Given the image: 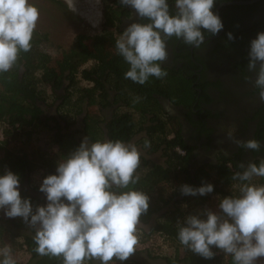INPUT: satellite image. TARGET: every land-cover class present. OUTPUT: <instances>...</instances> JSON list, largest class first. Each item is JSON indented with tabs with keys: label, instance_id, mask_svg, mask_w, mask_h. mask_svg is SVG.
<instances>
[{
	"label": "clouds",
	"instance_id": "clouds-1",
	"mask_svg": "<svg viewBox=\"0 0 264 264\" xmlns=\"http://www.w3.org/2000/svg\"><path fill=\"white\" fill-rule=\"evenodd\" d=\"M216 2L119 0L139 17L115 42L116 53L128 65L125 79L144 85L150 78H165L168 73L163 65L173 38L201 50L206 37L218 35L225 27L214 11ZM39 16L33 0H0V74L16 65L21 52L31 50ZM227 39L235 40L234 33L229 31ZM247 69L256 73L254 88L264 103V31L249 43ZM227 138L252 152L262 147L255 138H236L232 128L227 130ZM150 146L145 140L144 147ZM140 158L133 143L89 142L85 136L58 161L55 173L40 182L38 191L44 195V204L34 205L31 197L21 194L19 173L11 169L0 172V213L23 220L34 233L35 252L40 256L60 257L63 264L126 261L137 250V225L150 207L147 193L130 188L139 182L135 173ZM240 168L232 176L240 182L239 194L220 198L218 210L204 208L186 215L178 221L177 238L205 259H212L216 249L230 256L232 264H264V185L251 182L254 177H264V158L259 163H241ZM214 188L210 182L199 186L185 183L180 192L205 196ZM0 264H17L8 248L0 250Z\"/></svg>",
	"mask_w": 264,
	"mask_h": 264
},
{
	"label": "trees",
	"instance_id": "trees-1",
	"mask_svg": "<svg viewBox=\"0 0 264 264\" xmlns=\"http://www.w3.org/2000/svg\"><path fill=\"white\" fill-rule=\"evenodd\" d=\"M52 1L63 3L58 0ZM228 1L233 0H217L216 4ZM263 3L264 0H259L252 4L225 5L220 9L219 15L224 22V29L227 33L233 32L235 36V40L229 43L232 47L239 50L243 44L241 37L264 31L263 19L255 21L254 25L247 29L241 28L243 24H239L242 17L262 6ZM216 7L217 5L214 11ZM123 14H127L126 7L122 6L119 0H110L104 9L105 24L109 31L103 30V33L94 38L81 33L77 34L72 46L60 52L59 58L56 59L42 48L48 42V34L35 29L31 50L21 52L16 65L9 72L0 74V121L6 124L1 134L3 136L0 138L2 153L0 154V172L11 169L20 174L21 181L25 179L30 181L31 173L38 165L35 164L36 157L26 152L23 145L16 148L11 147V143L13 140L17 141L21 135H27L30 138L32 133L40 131L38 129L40 127L52 131V141L60 151V159L70 154L81 141L68 129H64L60 122L74 123L78 113L83 114L82 133L84 137L87 136L89 142L122 140L129 143L136 135L144 131L146 134L142 135V142L150 141L152 152L162 150L165 163L161 165L146 160L142 156L140 158V165L135 173L140 177L139 182L130 185V188L143 191L150 197V207L141 217L140 222L149 223L152 216L159 211L160 206L155 198L159 199L158 192L167 186L172 188L174 183L171 184V181L177 182L174 195L180 197L178 200L180 204L187 201V209L184 210L178 205L176 209L161 214L148 232L140 234V242L149 244L152 239L159 238L163 242L171 243L177 249L183 247L185 249L183 257L176 256L172 259L166 257L168 264H232L230 256L226 258L216 249H214L216 255L212 259H205L192 253L180 244L177 232L178 221H182L186 215L191 214L192 207L195 210L196 207L204 206L213 195L223 198L239 194L232 190L229 192L228 186L239 182L233 180L232 176L235 172L242 171L240 164L234 163L229 166L230 160L224 157L216 166L207 168V165H202L194 174L191 172L188 164L192 149L186 145L180 130L170 127V119L173 118L165 111L161 100L169 99L176 103L191 102L196 94V91L192 92L193 89L190 88L192 79L168 67L164 68L168 73L165 78L153 77L144 85L125 79L124 73L128 70V65L116 53L117 37L110 30L111 27H117ZM88 62H92V66L86 68ZM78 76L90 85L80 86ZM73 93L77 95V99L69 110L72 115L70 120H66V116L62 115L63 118L53 114L45 116L43 106L47 103L46 101L51 99L60 101L56 110L57 114L60 109L70 107L66 105L70 104ZM137 97H139L138 101ZM120 109L126 110L120 111ZM134 114L142 120L141 125ZM51 122L54 126L50 125ZM143 123H148V126L141 127ZM179 147L185 151V155L179 154L176 150ZM38 161V166L44 171L43 177L55 173L57 162L54 158L40 153ZM202 182L213 183L214 191L205 196H185L180 192L181 185L185 183L199 186ZM259 182L264 183V177H259ZM21 194L31 197L34 205L46 202L42 197L28 193L26 190H21ZM173 198L174 196L171 199ZM33 234L23 220L3 219L0 222V247L8 248L17 264H63L60 257L38 255L35 252L36 244ZM23 249L28 254L26 262L19 260V252ZM147 251L153 255L152 248ZM134 260V258H128L123 261V264H134ZM114 262L120 261L114 259L110 263ZM85 263L97 264L96 261Z\"/></svg>",
	"mask_w": 264,
	"mask_h": 264
},
{
	"label": "flooded vegetation",
	"instance_id": "flooded-vegetation-1",
	"mask_svg": "<svg viewBox=\"0 0 264 264\" xmlns=\"http://www.w3.org/2000/svg\"><path fill=\"white\" fill-rule=\"evenodd\" d=\"M222 3L215 4V12ZM223 6H220L219 12ZM126 10L127 14H123L119 22L127 27L139 17L130 7ZM261 19L264 20V3L242 17L239 24L247 29ZM257 33L241 37L243 44L239 50L229 44L231 41H228L225 29L218 35L206 37L207 43L201 50H194L175 38L168 43L169 59L163 67L175 69L192 79L190 88L192 92L196 91L191 102L161 100L165 109L169 107L168 113L179 125L176 129L180 130L186 145L192 149L188 165L193 174L202 165H207V168L216 166L224 157L230 160L229 166L264 158V103L259 101L254 88L256 73L247 69L249 43ZM229 128L233 129L236 138H255L261 142V149L252 152L237 146L227 138ZM147 249L145 254H148ZM135 257L130 258L136 260Z\"/></svg>",
	"mask_w": 264,
	"mask_h": 264
},
{
	"label": "rangeland",
	"instance_id": "rangeland-1",
	"mask_svg": "<svg viewBox=\"0 0 264 264\" xmlns=\"http://www.w3.org/2000/svg\"><path fill=\"white\" fill-rule=\"evenodd\" d=\"M58 1H61L63 3H58L56 1H55L56 3H54V1L52 0H33V2L36 4L40 12L36 29L41 33L48 34V42L42 48L54 59L59 58L60 52L64 50H68L72 46L73 40L77 34L81 33L88 36L89 38H94V36H98L101 33H103V30L109 31L108 27H106L107 25L105 24L106 18L104 17V9L108 5V2L110 3V0H58ZM123 27L126 28L125 24L123 23L120 24L119 22L117 23V27L110 28V30L114 33L117 39L122 35V32L124 31L122 29ZM89 43L91 42L89 41ZM91 66H92V62H88L86 64V68ZM79 77L80 76H78V79L80 80V86L90 85L89 82L84 81ZM74 93L71 96V101H70L71 105L70 104L66 105L67 107L69 106L70 107L68 109L66 108L60 109L57 114H56V110L60 101L55 99L46 101L47 103H45V105L43 106L45 116L47 117L50 114L57 115L60 118L62 116H66L67 118L66 120H70L72 115L70 114L71 112L69 113V110L72 109V106L77 99V95ZM84 108L86 109V106H84ZM168 108L169 107L167 106L166 109L164 108L167 113L169 110ZM125 110L126 109H120V111H125ZM134 115H135L134 116L135 119L139 121L141 125L142 120L139 119V116L137 114ZM82 116H83L82 113H78L75 117L74 123L71 122L65 123L62 121L60 122L61 124H63L64 129L66 128L71 133L75 134L77 136V139H79L80 141H82V139L84 138V135L82 133L84 128L82 123ZM52 122L50 123V125L54 126V123ZM5 126L6 124L3 121H0V138L1 136H3L1 134ZM67 126L69 128H67ZM147 126L148 123H143L141 127L146 128ZM170 127H173V129L176 130L177 127L179 128L178 122L175 119H170ZM38 129L40 131L32 133L30 138H28L27 135H21L19 139H17V141L13 140V142L11 143V147L14 146L16 148H19L22 147L21 145H23V147L27 150L26 152L31 153L32 157H34L35 155L36 157L35 164L39 165L38 158L40 153H43L50 158H54V161L58 163V161L60 160V151H58V147L52 141V131L42 127ZM145 134L146 133L143 131V133L136 135L129 143L135 144L140 150L141 156L144 157L146 160H149L156 164L163 165L165 163V157L163 155L162 150L152 152L150 147L149 148L144 147V143L142 142L141 139H142V135L145 136ZM0 154L2 153L0 152ZM38 165H36L37 166L36 169L31 173L30 181L29 179H25L21 181L20 187L21 190H26L28 193L38 195L45 200L44 195L38 191L39 184L44 178L43 177L44 171ZM251 182L256 185H264V183L259 182V177H254ZM176 183H177L176 181H171V184H173L171 186L172 188L167 186L166 188L162 189V191L158 192L160 193L158 194L160 198L159 199L155 198V201H157V203L159 204L160 209L157 213H155L152 216L149 223L147 224H144L142 222L138 223L137 225L138 243L136 246L137 250L130 256V257L137 256L135 257L136 261L134 260L135 262L134 264H168L166 263V259H165L166 257H169L170 259L176 256L182 258L183 255L185 254V249L183 247L177 249L171 243L163 242L159 238L157 240L152 239L149 244H147L146 242L145 243L140 242V234L142 232H148L150 230V227L155 224L156 220L159 218L161 214L176 209L178 205H180L182 209L184 208V210L187 209L186 206L187 201H184L180 204L178 202L180 197H175L174 195L175 191L177 190ZM239 185L240 182H236L233 185L228 186L229 192L230 190L239 192ZM35 188L37 189L35 190ZM172 196H174L173 199H171ZM220 198L222 197L213 195L210 197L207 203H205L204 206L196 207L195 210L192 207L190 211L192 213H195L204 208L218 210V203ZM3 219L8 220L10 218L0 213V222ZM16 219L22 220L19 217H17ZM18 239L22 241L20 238ZM153 242L156 243L153 244ZM147 248L148 249L152 248L153 255L150 253L145 254L146 253L145 250ZM2 249L3 248L0 247V250ZM218 253L220 254L222 252L218 251ZM27 259H28V254L24 249L21 250L19 252V260H21L20 262H26ZM110 264H123V262H119V263L114 262Z\"/></svg>",
	"mask_w": 264,
	"mask_h": 264
},
{
	"label": "water",
	"instance_id": "water-1",
	"mask_svg": "<svg viewBox=\"0 0 264 264\" xmlns=\"http://www.w3.org/2000/svg\"><path fill=\"white\" fill-rule=\"evenodd\" d=\"M256 1H258V0H249V1H236V2H224V3H222L221 5H229V4H251V3H254V2H256ZM220 5V6H221ZM220 6H219V8H220ZM219 8H218V10H217V13L219 14Z\"/></svg>",
	"mask_w": 264,
	"mask_h": 264
},
{
	"label": "built area",
	"instance_id": "built-area-1",
	"mask_svg": "<svg viewBox=\"0 0 264 264\" xmlns=\"http://www.w3.org/2000/svg\"><path fill=\"white\" fill-rule=\"evenodd\" d=\"M177 151H178L180 154H184V151L180 150L179 148L177 149Z\"/></svg>",
	"mask_w": 264,
	"mask_h": 264
}]
</instances>
